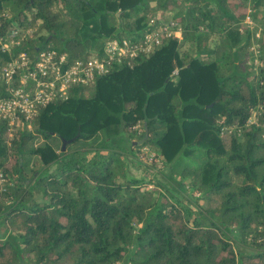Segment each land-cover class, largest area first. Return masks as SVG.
Wrapping results in <instances>:
<instances>
[{
	"label": "trees",
	"instance_id": "16d2710c",
	"mask_svg": "<svg viewBox=\"0 0 264 264\" xmlns=\"http://www.w3.org/2000/svg\"><path fill=\"white\" fill-rule=\"evenodd\" d=\"M249 10L264 26V0H0L1 29L33 30L25 50L72 62L159 16L182 29L41 108L31 130L0 127V264H264V65L256 75L248 64ZM258 47L264 64V32ZM62 139L75 140L58 153L49 141ZM143 146L208 208L130 176L127 157ZM35 155L43 168L27 177Z\"/></svg>",
	"mask_w": 264,
	"mask_h": 264
},
{
	"label": "built area",
	"instance_id": "2783aa9c",
	"mask_svg": "<svg viewBox=\"0 0 264 264\" xmlns=\"http://www.w3.org/2000/svg\"><path fill=\"white\" fill-rule=\"evenodd\" d=\"M4 15V12L0 15V59L2 56L10 59L0 67V127H5L8 136L18 125L24 127L28 124L31 130L30 121L41 108L56 101L68 100L74 88L89 89L114 68L130 64L140 55L155 50L164 38H182L180 24L170 21L167 27L161 28L158 21L156 29L136 37L107 40L100 55L72 62L67 54L52 47L25 50L24 42L33 30H26L20 25L1 29ZM155 23L154 20L151 25ZM245 30L252 33L248 64L258 75L264 65L258 47L264 26L253 19L251 10L242 22L240 31ZM256 119L257 112L254 111L249 122L254 123ZM149 160L153 162L154 156ZM5 182L4 174L0 171V192H4Z\"/></svg>",
	"mask_w": 264,
	"mask_h": 264
},
{
	"label": "rangeland",
	"instance_id": "374dc122",
	"mask_svg": "<svg viewBox=\"0 0 264 264\" xmlns=\"http://www.w3.org/2000/svg\"><path fill=\"white\" fill-rule=\"evenodd\" d=\"M159 25L161 28L167 27L166 25L170 23V21H173L172 15H165V16H159ZM89 94V91H87L86 95ZM52 146L57 150V152H60V149L62 148V143L58 141H49ZM100 142V139H99ZM98 142V144H99ZM39 144H43L44 141H38ZM37 143V144H38ZM101 143V142H100ZM134 143H141L138 142L137 139L134 140ZM86 144H82L80 147V150H82L85 147L83 146ZM141 145V144H140ZM82 152V151H81ZM131 154L127 157V168L128 173L130 176L143 180L145 183H148L150 185L146 186L147 190L150 191L152 189L151 183H160L163 185L165 189H168V191H172L175 194H177L183 202L189 204V206L193 207L195 210L200 207L202 209L208 208V202L205 198H201V200L198 202L199 207L197 206V200L196 197L199 196L198 192H194L191 190L190 187H185L186 192L180 193L178 188L179 182H182L181 180V173L180 171H175L174 175L172 174V171L170 169H167V167H164L163 164H161V159L158 157L159 153L157 150L150 148L148 146H143L141 148L132 147L131 148ZM151 156H154L153 162H150L149 158ZM26 164V175L27 177L31 176L33 172L42 170L43 165L40 161L39 156H26L25 159ZM152 163H158V166H153ZM54 171V168L51 169V172ZM50 172V171H49ZM187 181V180H186ZM184 186L188 185L187 182ZM152 185V186H151Z\"/></svg>",
	"mask_w": 264,
	"mask_h": 264
},
{
	"label": "water",
	"instance_id": "95a60500",
	"mask_svg": "<svg viewBox=\"0 0 264 264\" xmlns=\"http://www.w3.org/2000/svg\"><path fill=\"white\" fill-rule=\"evenodd\" d=\"M75 139H72V140H65V139H62V150L65 151L66 147L68 144L72 143ZM143 141H141V143L139 144H142ZM136 144V143H135Z\"/></svg>",
	"mask_w": 264,
	"mask_h": 264
}]
</instances>
